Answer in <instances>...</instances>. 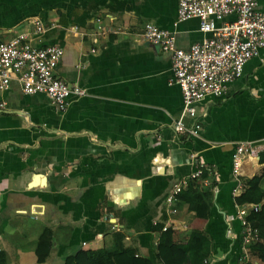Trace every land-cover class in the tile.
Here are the masks:
<instances>
[{"label": "crops", "instance_id": "crops-1", "mask_svg": "<svg viewBox=\"0 0 264 264\" xmlns=\"http://www.w3.org/2000/svg\"><path fill=\"white\" fill-rule=\"evenodd\" d=\"M258 8L264 11V0ZM176 12L177 0H0V41L32 33L35 19L55 22L33 45L61 47L56 77L87 93L60 113L15 81L0 92V264H72L78 253L101 257L119 246L160 264L165 225L173 264L184 262L193 232L206 237L205 264L245 263L238 261L231 157L236 145L264 140V48L222 96L195 106L196 137L177 134L182 99L169 84L170 55L139 39L151 23L175 33L178 49L200 41L198 21L176 23ZM97 18L117 34L105 35L91 53ZM196 169L207 177L191 179ZM240 178L244 187L235 202L260 204L249 217L253 223L264 217V193L248 197L247 183L261 178L264 191V153L244 160ZM184 181L183 193L189 183L199 190L167 205V195ZM45 233L49 254L38 262Z\"/></svg>", "mask_w": 264, "mask_h": 264}, {"label": "built area", "instance_id": "built-area-1", "mask_svg": "<svg viewBox=\"0 0 264 264\" xmlns=\"http://www.w3.org/2000/svg\"><path fill=\"white\" fill-rule=\"evenodd\" d=\"M176 13V23L192 19L198 21V30L203 36L200 41L193 43L187 50L178 49L175 45V33L158 29L151 23L144 26L139 39L143 44L157 46L169 53L172 70L169 84L178 87L182 99L180 118L174 129L177 134L196 137L200 125L196 121L195 106L206 96H222L228 85L242 76L244 66L264 48V11L258 8V0H177ZM95 23L97 28L91 34L94 37L91 53L96 52L105 35L117 34L102 26L100 18ZM33 25L32 33L0 41V92L8 90L15 81L25 95H44L56 112H65L72 99L84 97L87 93L56 77L55 70L63 55L61 47L33 45L34 39L57 26L55 22L45 25L41 20L35 19ZM73 30L77 33L79 31L76 26ZM3 106L4 103L0 105ZM185 118L193 121L191 126L184 124ZM263 153L264 140L257 145H236L231 157L232 176L237 182L231 191V197L234 201L233 219L241 229L240 262L249 260L247 248L259 241V231L249 217L260 211V204L235 202L244 187L240 169L246 158H255ZM200 177V169L190 174L191 179ZM186 184L184 181L181 185L174 186L165 198V203H173ZM170 212L175 213L176 210L172 209ZM36 214L30 213L29 217L36 219ZM168 229L169 226L165 225L161 231ZM114 231L118 232V229L114 228ZM118 238L121 240L120 236Z\"/></svg>", "mask_w": 264, "mask_h": 264}, {"label": "trees", "instance_id": "trees-1", "mask_svg": "<svg viewBox=\"0 0 264 264\" xmlns=\"http://www.w3.org/2000/svg\"><path fill=\"white\" fill-rule=\"evenodd\" d=\"M206 177L207 174L203 172L201 178L205 179ZM260 179L261 178H254L248 181L247 183L248 197L250 196L259 197L261 194L264 193V191L259 188ZM197 190H199L198 185H195L194 183H189L187 186L186 193L181 192L180 196L178 197H183L185 196V194L194 195ZM198 196L201 197V195ZM239 202H244L243 197L239 200ZM252 224L259 231V241L249 246L251 258L253 259L254 262L252 261L250 262L249 260H247L245 261L244 264H264V217H260V218L257 217ZM190 237L191 238L188 242L190 248L182 264H205L204 261L206 259L205 258L206 254L202 252V246L206 242V237L199 232L191 233ZM49 238H50V234L45 233L44 240L42 238V241H40L42 242V244H44V247L45 246L46 247L43 253L38 252V256H37L38 262L44 261L49 254V249H50ZM42 244L40 246H43ZM172 245H173L172 231L171 229H168L167 231L161 233L157 246V258L160 264H173L172 250H171ZM72 264H153V263H151L149 260L145 258H141L139 256L135 257V252L132 249L123 248L122 246H119L114 253H110L108 255H104L101 257H95L87 253H78L75 256Z\"/></svg>", "mask_w": 264, "mask_h": 264}]
</instances>
